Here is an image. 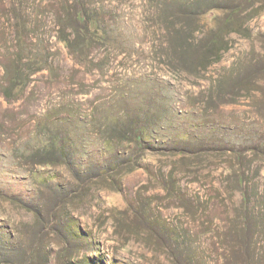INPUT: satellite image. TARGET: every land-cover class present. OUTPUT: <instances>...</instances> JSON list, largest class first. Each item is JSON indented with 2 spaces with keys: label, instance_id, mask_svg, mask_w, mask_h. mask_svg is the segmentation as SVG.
Segmentation results:
<instances>
[{
  "label": "rangeland",
  "instance_id": "374dc122",
  "mask_svg": "<svg viewBox=\"0 0 264 264\" xmlns=\"http://www.w3.org/2000/svg\"><path fill=\"white\" fill-rule=\"evenodd\" d=\"M0 264H264V0H0Z\"/></svg>",
  "mask_w": 264,
  "mask_h": 264
}]
</instances>
